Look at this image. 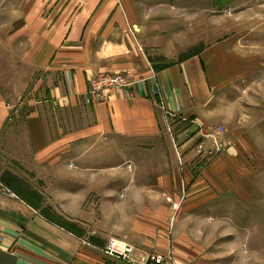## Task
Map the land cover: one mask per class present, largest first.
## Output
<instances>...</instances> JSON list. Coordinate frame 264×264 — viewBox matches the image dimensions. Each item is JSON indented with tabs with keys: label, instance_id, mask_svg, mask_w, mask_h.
Instances as JSON below:
<instances>
[{
	"label": "crops",
	"instance_id": "0c3cea01",
	"mask_svg": "<svg viewBox=\"0 0 264 264\" xmlns=\"http://www.w3.org/2000/svg\"><path fill=\"white\" fill-rule=\"evenodd\" d=\"M43 1L45 10L36 0V20L25 28L38 36L29 44L37 52L33 66L44 75L21 126L25 135L7 141V150L18 162L75 164L68 178L83 179L66 191L76 204L68 202L66 213L88 231L79 236L65 230L40 208L2 189L0 264H135L105 254L113 237L134 247L135 262L171 249L176 263L190 264L193 241L211 238V243L232 242L231 249L246 242L248 258L264 264L261 56L244 55L230 42L197 39V26L188 21L202 14L198 4L213 0ZM200 43L196 54L173 62ZM159 59L172 63L153 69ZM125 71L137 79L129 90L87 94L91 76ZM160 101L170 112L226 127L235 146L202 168L194 159L189 128L177 127L180 165L165 133ZM15 114L0 101V144ZM123 143L132 148L127 158L136 168L145 164L142 171L94 175L80 170L82 162L106 158L102 155L111 148L119 151L114 157L122 164ZM54 179L58 183L60 176ZM181 181L186 185L182 202Z\"/></svg>",
	"mask_w": 264,
	"mask_h": 264
},
{
	"label": "rangeland",
	"instance_id": "374dc122",
	"mask_svg": "<svg viewBox=\"0 0 264 264\" xmlns=\"http://www.w3.org/2000/svg\"><path fill=\"white\" fill-rule=\"evenodd\" d=\"M38 2L39 8L45 10L46 3L43 0H38ZM197 6H203V9H199L202 14L196 13L197 18L195 20L189 19L188 22L194 23L195 26H197L198 33L196 35L200 42H211V40H219L220 42L224 41L226 43L230 42L232 46L238 48L244 55L248 52L250 53L249 55L253 57H255L256 54L259 57L261 56L264 63V0H213L212 3L205 1L202 5L198 4ZM43 16L44 14L42 13V17ZM32 20H36V0H0V101L2 104H5L6 107H11L16 113L13 115L14 120L13 124H11V131L3 143L1 142L0 144V190L4 189L9 192L11 191V193L15 194L32 208H40V213L48 220H51L65 230L83 236L86 230L88 231V228L83 227L80 223L69 220L66 213L68 202H73L68 200L70 195L68 196L66 191L69 189L71 183L77 188L78 181L83 179L82 177H80L81 179H78V177L74 179L68 178L69 173L67 172L73 170L71 167L74 168L75 164L70 166L71 164L67 162L45 164H36L32 161L18 162L13 160V154L7 150V141L10 143L12 141L18 142L21 137L25 135L21 130V126L23 125L22 123L25 117H27L29 109L33 108V103L30 104V102H33L38 81L44 75L43 71H37L33 66L37 52L31 49L32 45L29 43L35 42L38 36L26 32L25 28L27 27V23H30ZM200 31H203L204 35H201L199 33ZM129 33L134 39L135 35L133 28L129 30ZM200 44L201 45L182 53L178 59L173 62H181L193 56L203 47L202 43ZM156 62L157 64L152 66L153 69L167 67L172 63V60L159 59ZM101 76H124L131 84L133 83L134 85L137 83L136 77L129 71L117 74L98 73L91 76L87 82V94L89 96H99L106 90H101L97 95H91L89 91L90 80ZM240 87L242 93L244 90L242 89V85ZM159 106L167 136L169 137L166 131L167 121L171 125L174 137L176 136L175 129L177 127H188L190 130L189 139H193L194 149L198 143H194L196 138L192 135V132L196 131V126L193 122L196 121L197 118L170 112L163 106L161 101ZM166 111L173 114V116L167 115ZM197 121L199 120L197 119ZM204 126L217 127L222 125L210 124ZM224 128L227 129L226 127ZM125 145L126 143L122 147L124 151V161L122 164L114 157L116 154L119 156V151L112 150L111 148L107 149L108 154L102 155H107L106 158H101V160L96 162H82L79 165L80 170L87 171L88 174L94 175L95 172L99 171L103 175L116 173L118 170H124V172L129 173L138 171L137 169L142 171L145 164L141 167L137 165L140 168H136V164L134 165L130 159H128L132 153V148ZM221 155L222 154L213 155L209 153L202 155L195 152L194 159L198 160V166L205 168L212 160ZM179 164L181 165L182 163ZM193 171H195L194 168ZM58 176H60V179L58 183H56L54 178ZM96 180H98L97 182L99 183V178ZM180 192V201L182 202L185 199L186 193V185H184L182 181ZM70 197L73 198L72 196ZM87 198L89 199L91 196ZM73 206H76L74 202ZM86 206V203L81 204V209ZM178 210H174L173 213H178ZM182 213L183 211L178 213V216H181ZM207 240L209 241L201 243L193 241L191 244L192 250L190 251L192 252V257L190 260H187L190 264L259 263V258H248V253H246L248 252L246 242L236 243L235 249H231L230 245L232 242L211 243V238ZM259 245V243L251 244L252 247L256 248H258ZM201 247L203 248L201 249ZM238 256L241 257V259L238 258Z\"/></svg>",
	"mask_w": 264,
	"mask_h": 264
},
{
	"label": "built area",
	"instance_id": "2783aa9c",
	"mask_svg": "<svg viewBox=\"0 0 264 264\" xmlns=\"http://www.w3.org/2000/svg\"><path fill=\"white\" fill-rule=\"evenodd\" d=\"M133 85L124 76H101L99 78H93L89 82V91L91 95H97L103 89L107 88H117L126 90ZM167 115L173 116L166 111ZM196 126V131L192 132V135L196 138L194 143H198L194 147V151L198 154H213L219 155L223 154L228 148L235 145V142L230 135L227 134V129L222 126L209 127L204 126L200 121L193 122ZM166 131L171 139L175 155L179 163L182 161V154L178 149V144L175 137L172 134L171 125L167 121ZM104 252L110 257H114L123 261L134 262L135 264H177L171 249L164 252L147 253L142 255L136 262L133 260L135 249L130 244L117 240L115 238H110L105 247Z\"/></svg>",
	"mask_w": 264,
	"mask_h": 264
},
{
	"label": "bare ground",
	"instance_id": "6f19581e",
	"mask_svg": "<svg viewBox=\"0 0 264 264\" xmlns=\"http://www.w3.org/2000/svg\"><path fill=\"white\" fill-rule=\"evenodd\" d=\"M110 57V56H109ZM108 58V57H107Z\"/></svg>",
	"mask_w": 264,
	"mask_h": 264
}]
</instances>
